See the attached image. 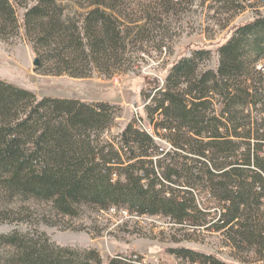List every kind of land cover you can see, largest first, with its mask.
<instances>
[{
    "label": "trees",
    "instance_id": "trees-1",
    "mask_svg": "<svg viewBox=\"0 0 264 264\" xmlns=\"http://www.w3.org/2000/svg\"><path fill=\"white\" fill-rule=\"evenodd\" d=\"M244 1L254 14L216 46L215 68L202 67L209 48L178 57L144 92L139 124L132 119L117 133L120 107L108 100L38 96L0 79V190L62 216L82 206L159 215L264 255V14ZM124 12V0H0V41L21 34L43 74L109 78L130 41ZM0 242L10 249L0 264L139 263L60 246L44 232L4 233ZM172 252L226 264L184 246Z\"/></svg>",
    "mask_w": 264,
    "mask_h": 264
},
{
    "label": "rangeland",
    "instance_id": "rangeland-1",
    "mask_svg": "<svg viewBox=\"0 0 264 264\" xmlns=\"http://www.w3.org/2000/svg\"><path fill=\"white\" fill-rule=\"evenodd\" d=\"M264 14V0H248ZM129 43L117 73L109 78L94 74L74 78L38 72L27 41L18 35L0 41V79L33 90L38 96L74 97L87 101L108 100L120 107L111 128L117 133L127 122L139 124L146 104L143 94L160 85L170 65L193 48H209L203 68H215V48L254 10L241 0H124ZM263 4V5H262ZM22 9L18 10L21 16ZM147 18V19H146ZM147 20V24L146 21ZM138 30H143L141 34ZM145 46H143V45ZM160 47V48H159ZM38 58V57H37ZM138 122V123H137ZM163 146V142H159ZM165 146V145H164ZM123 208L99 211L82 206L76 216H62L47 202L10 198L0 190V235L10 232L36 236L44 232L60 246L95 248L102 258L131 256L138 264H202L177 257L172 248L184 246L215 256L226 264H264V255L240 253L219 233L181 230L159 215L131 214ZM10 249L0 242V258Z\"/></svg>",
    "mask_w": 264,
    "mask_h": 264
},
{
    "label": "water",
    "instance_id": "water-1",
    "mask_svg": "<svg viewBox=\"0 0 264 264\" xmlns=\"http://www.w3.org/2000/svg\"><path fill=\"white\" fill-rule=\"evenodd\" d=\"M38 64H39L38 58L37 57H34V59H33V65L34 66H37Z\"/></svg>",
    "mask_w": 264,
    "mask_h": 264
},
{
    "label": "built area",
    "instance_id": "built-area-1",
    "mask_svg": "<svg viewBox=\"0 0 264 264\" xmlns=\"http://www.w3.org/2000/svg\"><path fill=\"white\" fill-rule=\"evenodd\" d=\"M140 127H141V126H140ZM113 209H114V208H112V210H113ZM126 211H127V210H126ZM126 211H125V212H126Z\"/></svg>",
    "mask_w": 264,
    "mask_h": 264
}]
</instances>
